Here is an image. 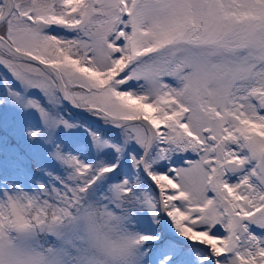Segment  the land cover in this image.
<instances>
[{"label": "snow or ice", "instance_id": "snow-or-ice-1", "mask_svg": "<svg viewBox=\"0 0 264 264\" xmlns=\"http://www.w3.org/2000/svg\"><path fill=\"white\" fill-rule=\"evenodd\" d=\"M0 264H264V0H0Z\"/></svg>", "mask_w": 264, "mask_h": 264}]
</instances>
